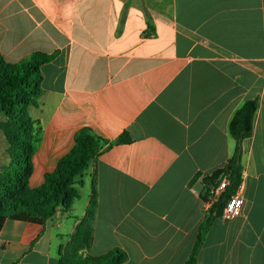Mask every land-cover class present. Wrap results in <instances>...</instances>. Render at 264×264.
Listing matches in <instances>:
<instances>
[{"label":"crops","instance_id":"1","mask_svg":"<svg viewBox=\"0 0 264 264\" xmlns=\"http://www.w3.org/2000/svg\"><path fill=\"white\" fill-rule=\"evenodd\" d=\"M35 53L52 59L27 109L39 129L30 188L45 184L82 129L130 140L85 175L82 210L75 201L42 224L7 220L0 264H61L86 218L93 173L89 255L120 248L124 264H186L209 217L203 180L231 160L229 124L254 99L243 213L212 221L198 264H264V0H0V55L16 64ZM7 149L0 129V175Z\"/></svg>","mask_w":264,"mask_h":264},{"label":"trees","instance_id":"2","mask_svg":"<svg viewBox=\"0 0 264 264\" xmlns=\"http://www.w3.org/2000/svg\"><path fill=\"white\" fill-rule=\"evenodd\" d=\"M52 56L35 53L29 61L10 63L0 55V129L8 144L11 164L0 175V232L7 220L42 224L54 218L59 212L72 210L75 201L81 198L84 177L95 165L101 153L114 143L129 141L124 135L110 143L95 135L90 129H82L75 136V146L60 161L57 169L46 175L45 184L30 189L28 179L33 172L35 140L39 133L37 121L30 118L27 109L36 105L40 94L41 66ZM259 109V100H249L235 113L229 131L235 142L231 160L223 169L203 180L207 186L215 183L225 173L230 185L222 201L209 213L201 226L192 254L186 264H198L200 250L215 218L221 217L226 200L235 193L243 181L241 165L243 142L252 137L254 118ZM95 171V170H94ZM92 199L86 218L78 227L72 241L60 249L61 264H124L128 254L115 248L105 255L91 256L96 202V181L92 174ZM198 178V177H197ZM29 193V197L18 193ZM205 200V194L203 196Z\"/></svg>","mask_w":264,"mask_h":264},{"label":"built area","instance_id":"3","mask_svg":"<svg viewBox=\"0 0 264 264\" xmlns=\"http://www.w3.org/2000/svg\"><path fill=\"white\" fill-rule=\"evenodd\" d=\"M229 185V177L223 173L215 183L207 186L204 200L206 214H209L222 201ZM245 203L244 185L241 183L235 193L226 200L222 208L221 220L228 223L239 218L243 213Z\"/></svg>","mask_w":264,"mask_h":264},{"label":"rangeland","instance_id":"4","mask_svg":"<svg viewBox=\"0 0 264 264\" xmlns=\"http://www.w3.org/2000/svg\"><path fill=\"white\" fill-rule=\"evenodd\" d=\"M0 117L2 118V115H0ZM10 164H11V162H10ZM10 164H9V165H10ZM87 181H88V183L90 182L89 179H87ZM28 186H29V182H28ZM29 188H30V187H29ZM30 189H32V188H30ZM36 189H38V188H36ZM88 189H89V184H87V186H85V188H84L83 191L87 193V192H88ZM32 190H34V189H32ZM18 195H19V196H24V197H26V198L30 196L29 193H27V192H26V193H21V192H19ZM84 196H85V195L82 194V198H81V200H78V201L75 202L76 208H78L79 210H82L83 207L85 206V201H86V199L84 198Z\"/></svg>","mask_w":264,"mask_h":264}]
</instances>
